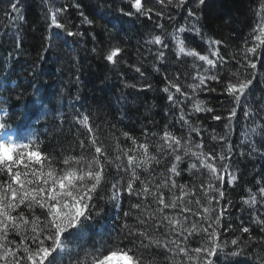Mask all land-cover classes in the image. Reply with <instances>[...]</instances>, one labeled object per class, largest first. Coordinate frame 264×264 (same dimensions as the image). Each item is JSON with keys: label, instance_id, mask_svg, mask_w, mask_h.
<instances>
[{"label": "snow or ice", "instance_id": "obj_1", "mask_svg": "<svg viewBox=\"0 0 264 264\" xmlns=\"http://www.w3.org/2000/svg\"><path fill=\"white\" fill-rule=\"evenodd\" d=\"M125 2L128 10L118 9L122 15L152 18L153 9L146 7L145 0ZM156 2L165 4V0ZM186 3L188 0H177L174 6L183 8ZM19 4L20 0L11 3L12 13H19ZM167 4H173V0H167ZM204 4L205 0H192L193 7L186 10V22L178 24L171 34L175 54L193 58L196 74L192 77L193 82L187 85L191 92L182 91L181 86L172 81L163 89L168 93V101L179 111L178 123L182 130L187 129L188 135L178 136L165 126L157 141L151 139L157 133L145 132L144 140L138 143L125 132L123 136L131 142L130 146L121 147L117 142L114 153L110 154L98 135L100 126L94 129L89 115L77 114L73 119L86 129L87 135L78 140L76 149L68 154L61 153L58 159L41 150L32 130L34 125L30 123L32 109L13 107L12 113L22 121L13 127L6 120L9 111L0 107V264H116L117 260L119 264H221L222 259L231 260L241 255H246L249 264H264V248L261 247L264 237L257 241L251 226H244V221L240 222L241 236L221 240V229L225 234L232 231L235 235L231 223L226 227L221 223L227 204L220 203L225 199V177L229 187L237 180L231 170L233 149L228 143L227 150L221 153L205 152L202 137L198 143L191 140V134L200 136L201 129L192 124L190 117L195 113L213 111L203 107V101H194L192 109L184 111V102L192 101L199 91H216L209 88L208 83H220V71L229 59L235 60L245 72L252 70L243 78L232 73L235 81L225 77L221 94L231 97L233 104L228 115L223 117L229 121V127L237 107L241 106V99L248 103L258 64L264 67L260 59L264 56V0H257L254 9L256 22L250 40L245 39L240 59L235 55L229 58L221 55L223 42L218 39L204 41L207 46L205 54L186 48L180 34H195L204 39L198 27L199 9ZM75 7L79 8V5ZM66 11L65 6L49 13L48 27L57 30L49 39L83 37L82 32L72 31L60 22L58 17ZM155 15L159 17L161 13ZM80 16L82 23H93L82 11ZM17 19H20L18 15ZM156 27L163 29L164 26L157 24ZM148 43L168 47L162 35H155ZM123 52V48L111 46L104 59L116 66L121 62ZM164 56V51L158 50L156 58L163 59ZM135 71L139 73L141 69L136 67ZM177 93L180 98H176ZM0 104L6 105L7 101H0ZM261 109L264 110V103ZM243 115L252 117L256 113L252 108H246ZM212 119L219 121L222 116L213 115ZM257 128L251 132L264 140V126L258 125ZM219 140L225 141L226 137L220 136ZM185 157L193 161L187 165V171L202 169L206 182L201 180L192 186L177 184L175 178L184 170L180 165ZM162 163L163 169L157 172L156 166ZM141 171L143 177L139 174ZM257 184L256 191L248 190L244 203L252 209L250 224L264 233V213L256 214L259 208H264V184ZM197 187L206 197V205L197 196ZM125 198L129 200V208L119 213L122 216L119 226L106 232L99 231V218L106 214L102 205L98 207L100 202L104 201L117 210L121 209ZM133 199L135 203L131 202ZM243 234H248L247 240L242 239ZM96 236L101 238L96 240ZM194 237L198 246L191 247L190 241ZM250 247L255 250L247 255L246 250Z\"/></svg>", "mask_w": 264, "mask_h": 264}, {"label": "trees", "instance_id": "obj_2", "mask_svg": "<svg viewBox=\"0 0 264 264\" xmlns=\"http://www.w3.org/2000/svg\"><path fill=\"white\" fill-rule=\"evenodd\" d=\"M32 1L20 0L19 13L14 15L10 7L14 0H0V49L2 48L6 55L7 53L16 55L15 67L10 65L5 72L6 81L2 83L0 78V84L2 83L0 101H7L6 105L0 104V107L10 112L6 120L13 127L22 123L19 116L14 117L13 107L19 106L22 109L27 106L28 101L39 102L42 115L33 113L30 121L34 125L32 130L36 133L41 150L58 159L61 153L68 154L70 150L76 149L78 140L84 139L87 135L86 129L73 119L77 114L89 115L93 126L99 125V129L102 128L98 135L110 154L114 153L117 142L121 147L130 146L131 142L123 136L125 132L134 137L138 143L144 140L145 132L157 133V136L151 137L153 142L157 141L165 126L178 136L188 135L187 129L182 130L178 123L179 111L168 101V93H165L163 89L169 86V81H172L179 84L182 91L191 92L187 85L193 82L192 77L196 74V70L192 66L193 58L184 54H180L178 57L175 54L176 49L171 34L176 30L178 24L185 23V21L182 22L181 15L184 14V11L187 13L186 10L189 7H193L192 0H188L183 8L174 6L177 0H173L171 5L167 4V0L163 5L157 3L156 0H145L146 7L153 9L151 19L143 16L122 15L118 9L128 10L125 0H87L86 7H83L78 0H37V5ZM73 2L75 5L78 4L79 8L73 6ZM46 3L52 8L51 11L66 6L67 11L58 17L60 22L65 23L72 31L80 32L82 30L83 37L65 36L61 40L53 39V41L49 39L52 33L57 31L48 27L50 12L46 15L43 13L44 23L38 17L37 12L40 10V6ZM256 4L257 0H205V4L201 5L202 7L200 6L199 9L200 21L198 24L204 39L201 40V37L195 34L182 33L180 34L181 38L185 37L192 41L189 43L188 40H185L186 48H194L205 54L207 46L204 41L208 38L218 39L223 42V46L220 48L221 55L225 58L235 55L237 59H240L245 39L250 40V34L255 25L254 9ZM81 11L84 16L93 21L91 25L82 24ZM94 12L96 14H93ZM156 12H160L161 16L157 17ZM17 15L20 19H17ZM185 16L187 19V15ZM169 17L172 19L170 20ZM116 20L124 23V27L114 25ZM78 22H81L79 27L77 26ZM157 24H163V29L156 27ZM165 27H169L171 31L168 29L165 31ZM89 34L93 35L92 39ZM155 34L164 35L165 43L168 44L167 48L148 43ZM235 34L238 36L235 37ZM3 40H6V46L1 44ZM83 41L87 43L89 41L86 48L81 46ZM17 42L19 47H17ZM61 43L66 44V47L63 48ZM111 46H119L124 49L122 60L116 66L104 59ZM158 50L164 51L163 59L156 58ZM261 62H264V56L261 58ZM197 63L203 64V62ZM167 64L170 65L165 68ZM136 67H139L141 72H136ZM94 69L97 70V73L92 75L97 80V84L109 87L101 91V93L104 92L102 102L92 100L88 96V89H86L87 83L84 75H87V71ZM256 71H258V76L253 81L254 88L249 89L248 104L251 103V99H253L252 102L260 99L261 102L258 104L261 105L264 100L263 67L258 64ZM232 73H237L239 76L250 74L241 69L235 60L229 59L228 64L220 71V83L215 81L208 83V87L215 88L216 91H199L192 101L184 102L186 105L184 111L189 112L194 101H203L202 106L211 108L213 111L195 113L190 117L192 124L201 129L200 136L195 133L191 134V140L198 143L202 137L205 152L214 150L216 153H221L227 150L228 143L233 149L231 170L237 176V180L229 187L227 177H225V199L220 203L221 205L227 204V211L221 223L225 227L231 223L235 235L232 231L225 234L221 229V240L241 236L239 227L240 222L244 221V226H251L253 237L259 241L261 237H264V233H261L256 225L250 224L252 209L244 203V200L247 199L249 189L256 191L257 182L264 184V140L257 134L259 131L251 132L255 123L252 118L243 120V115L235 116V119L240 120L243 124L239 128V136L235 134L238 137L236 144L232 138L234 134L232 127L214 128L216 120L212 119L213 115L228 114L229 109L233 107L232 98L226 93L221 94L226 83L225 77L235 81ZM80 76L83 77V80ZM165 77L168 79L166 80ZM12 82L15 83L14 86L11 85ZM73 83L77 88L72 93L67 88H65L66 92L62 91L59 94L56 91V88H64V85ZM129 85H136V87ZM106 89L108 93H106ZM81 90L82 92H79ZM170 91L174 90L170 89ZM95 92H93L94 95ZM17 94L21 97L14 99ZM175 96L180 98L178 93ZM77 97V103L70 104ZM241 101L244 102V99L242 98ZM40 102L46 103L47 107L53 110H51L53 118H49L47 108ZM256 115L257 118L264 121V110H258ZM213 136H216L217 139L213 140ZM220 136L226 137V140L220 141ZM197 138H199L198 141ZM150 151H154V148H150ZM241 152L244 155H240ZM192 162L187 157L184 158V162L180 165L184 170L179 177L175 178L177 184L186 183L192 186L193 184L198 185L201 180L206 182V176L201 174L202 169L187 171V165ZM163 166V163L156 166L157 172L162 170ZM139 174L142 177L144 175L142 171ZM197 196L200 197L201 203L206 205V197L198 187ZM189 198L185 197V199ZM228 201L231 203L228 204ZM131 202L135 203L136 201L133 199ZM101 205L106 214L99 218L97 229L106 232L119 226L122 219L119 213L128 210L129 200L125 198L121 209L117 210H113L112 206L104 201H101L98 207ZM213 206H215V201H213ZM193 208L195 209L196 206L193 205ZM200 210L202 211V209ZM260 213H264V208H259L256 214ZM192 219L198 218L192 217ZM129 222L132 223V220L130 219ZM247 237L248 234H243L242 239L247 240ZM94 238L99 240L101 237ZM190 246H198L197 238L191 239ZM261 247L264 248V244ZM229 250H231V246ZM254 250V248H248L247 255H250ZM158 259L164 260L163 257ZM221 264H249V260L246 255H241L231 260L222 259Z\"/></svg>", "mask_w": 264, "mask_h": 264}, {"label": "bare ground", "instance_id": "obj_3", "mask_svg": "<svg viewBox=\"0 0 264 264\" xmlns=\"http://www.w3.org/2000/svg\"><path fill=\"white\" fill-rule=\"evenodd\" d=\"M46 5V6H45ZM256 6H257V4H256ZM202 7V6H201ZM256 8V7H255ZM51 7H50V5L48 4V3H46V4H42L41 6H40V10H37V12H38V17L43 21V23L45 22V20H44V16H43V13L46 15L48 12H51ZM14 15H15V13H14ZM185 15H187V13L184 11V14H182L181 15V19H182V22H186V19H185ZM184 18V19H183ZM16 21H17V19H15ZM41 21V22H42ZM111 21V20H110ZM113 21V20H112ZM114 25H118V26H121V27H124V23H122L121 21H119V20H116L115 21V23H114ZM166 29H168V30H170L169 29V27H165V31H166ZM171 31V30H170ZM164 34H166V32H164ZM155 35H157V34H155ZM191 35H194V34H191ZM164 36V35H163ZM184 40H188L189 41V43L190 42H192L190 39H186L185 37H182ZM1 44L3 45V46H6V40H3L2 42H1ZM15 57H16V55H11V54H9V53H7V55H6V53H5V51L4 50H2V48L0 49V78H1V81H2V83L4 82V81H6L5 80V72H7V70H8V67L11 65V66H13V68L15 67V64H14V60H15ZM41 57H42V53H41ZM263 56H261L260 57V59L262 58ZM107 62L105 61V64H106ZM109 63V62H108ZM111 64V63H110ZM106 70H107V68H105ZM49 70V69H48ZM249 73H251L252 72V70L250 69V70H247ZM94 73H97V70L96 69H94V70H89V71H87L86 72V74L87 75H84V78L86 79V83H87V86H86V89H88V91H89V97L92 99V100H94V101H100V102H102L103 101V94H104V92H102L101 93V91L103 90L104 91V89L105 88H109L108 86H104V85H98L97 83V80H95L94 78H93V75H94ZM93 74V75H92ZM255 75H256V77L258 76V71H256L255 72ZM48 76V75H47ZM241 78H243L244 76H240ZM80 78H81V76H80ZM82 80H83V77L81 78ZM101 79V78H100ZM99 79V80H100ZM2 83L0 84V86L2 85ZM75 86V83H73V84H70V85H64L63 87L64 88H62V87H60V89H58V88H56V91L58 92V94H59V92H66L65 90V88H67L69 91H71V93L73 92V91H76V88L77 87H74ZM252 88H254V86H252ZM83 89H85L84 87H83ZM262 89L264 90V83H263V85H262ZM95 91H97V92H95ZM79 92H82V90L81 91H79ZM93 92H95V95H94V93ZM106 93H108V90L106 89ZM22 95H23V93H22ZM17 97H21V96H19L18 94L17 95H15L14 96V99H17ZM252 100L253 99H251L250 100V102L251 103H247V104H245V102H243V101H241V106L240 107H237V109H236V115L238 116V115H243V111H244V109H246V108H252V110L254 111V112H258V110H261V105L260 104H258V103H260L261 101H260V99H257V100H255V101H253L252 102ZM77 101H78V97L76 98V99H73L72 100V102L70 103V104H72V105H74V104H76L77 103ZM264 102V100H262V103ZM39 103V102H38ZM37 103V101L36 100H31V101H28L27 103H26V105L27 106H29V107H27V108H29V109H32L33 110V113H37L38 115H42L41 114V111H40V109H39V104ZM41 103V105H44L46 108H47V115L49 116V118L51 119V118H53V116H52V112H51V110H50V107H47V104L46 103H44V102H40ZM23 109V108H22ZM53 111V110H52ZM10 113V112H9ZM13 115H15V114H13ZM228 114L226 113V114H224L223 116H222V119L221 120H219V121H216V123L214 122V128H219V127H224V128H228V126H229V121H227L226 119H223V117H226ZM16 116H18V115H15L14 117H16ZM242 118H243V120H245V119H248V118H252V120L255 122L254 123V128H257V126L258 125H262V126H264V121H261L260 120V118H257V115H254V116H252V117H245L244 115L242 116ZM15 119H17V118H15ZM17 120H19V119H17ZM47 120V119H46ZM244 122V121H243ZM241 125H243L242 124V122H240V120H236L235 119V117H233L232 118V120H231V122H230V127H232V131H233V136H232V138H233V141H234V144H236L237 142H238V137L236 136V135H238L239 136V133H240V129L239 128H241ZM93 128L94 129H96V126L94 125L93 126ZM102 129V128H101ZM101 129H97V132L99 133L100 131H101ZM259 131V128H257V132ZM236 134V135H235ZM248 134H249V132L248 133H246V135L248 136ZM197 141L199 140V138H197L196 139ZM200 141V140H199ZM233 262H235V260H232ZM116 264H119V261L117 260V262H116Z\"/></svg>", "mask_w": 264, "mask_h": 264}, {"label": "rangeland", "instance_id": "obj_4", "mask_svg": "<svg viewBox=\"0 0 264 264\" xmlns=\"http://www.w3.org/2000/svg\"><path fill=\"white\" fill-rule=\"evenodd\" d=\"M77 1V0H76ZM32 2H35V4L37 5L38 4V1L37 0H33ZM78 2L79 3H81V5L83 6V7H86V5H87V0H78ZM72 5L73 6H75V3L73 2L72 3ZM248 10H249V8H248ZM248 12V11H247ZM96 13V12H95ZM81 17V16H80ZM83 19V18H82ZM82 21V20H81ZM256 22V21H255ZM81 22H78L77 23V26L79 27L81 24H80ZM83 24V23H82ZM80 32H82L83 33V31L82 30H80ZM89 36L91 37V39L93 38V35H90L89 34ZM233 36V35H232ZM235 37H237L238 36V34H235L234 35ZM52 41H53V39H52ZM52 41H51V43H52ZM90 41V40H89ZM89 41H88V43H89ZM88 43L87 42H85V41H83L82 42V48H86V46H88ZM62 45V47L63 48H65L66 47V44H63V43H61ZM91 52H92V50H91ZM170 64H167V65H165V68H167L168 66H169ZM263 71H264V67H263ZM232 103V102H231Z\"/></svg>", "mask_w": 264, "mask_h": 264}]
</instances>
